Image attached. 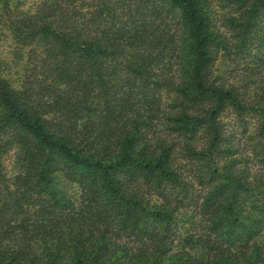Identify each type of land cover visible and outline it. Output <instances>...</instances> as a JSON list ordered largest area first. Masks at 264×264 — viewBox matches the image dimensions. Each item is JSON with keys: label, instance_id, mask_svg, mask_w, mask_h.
Segmentation results:
<instances>
[{"label": "trees", "instance_id": "trees-1", "mask_svg": "<svg viewBox=\"0 0 264 264\" xmlns=\"http://www.w3.org/2000/svg\"><path fill=\"white\" fill-rule=\"evenodd\" d=\"M10 25L35 66L0 60V264H264V86L217 66L264 68V0H45ZM228 111L256 114L254 168Z\"/></svg>", "mask_w": 264, "mask_h": 264}, {"label": "rangeland", "instance_id": "rangeland-1", "mask_svg": "<svg viewBox=\"0 0 264 264\" xmlns=\"http://www.w3.org/2000/svg\"><path fill=\"white\" fill-rule=\"evenodd\" d=\"M44 1L45 0H0V60L13 69L11 72L12 76H17L15 73L18 72V70L23 74H30L35 66V60H30V56L27 54L29 48L20 44L18 39L13 37L10 21L15 20L16 16H23L27 13L38 14ZM27 63L29 67L24 66ZM217 66L219 70L225 74L232 73L233 77L247 78L252 73L256 74V77L252 76L255 80L253 84L249 85L250 88H248V91L252 92L251 95L256 97V103H259L258 95L261 94L262 86H264V75L262 74L264 68L261 66L260 58L251 56L234 63L228 57L220 56L217 61ZM233 68H235L234 71ZM260 104V106L264 105L263 103ZM223 121L225 122L224 130L228 139L226 143H233L238 152L242 153L240 156V153L236 155L242 160L238 166L246 169L254 168V158L249 154L253 143L251 134L257 123L256 114H248L244 116V119H241L236 117L232 111H228L223 117ZM14 164L15 149H11L3 156V165L7 182L9 178L15 175L13 171ZM8 184L10 183L8 182ZM70 191L74 192L73 189ZM194 192H196V190H194ZM200 210L201 209L196 205L194 199H187L180 202L179 208L176 211V222L173 224L170 233L171 237L167 240L170 242L173 238L176 239L172 241L170 245L175 247L176 244L180 242L181 234L196 231L195 225L198 224L200 226V220L203 218ZM262 242L264 244L263 238Z\"/></svg>", "mask_w": 264, "mask_h": 264}]
</instances>
